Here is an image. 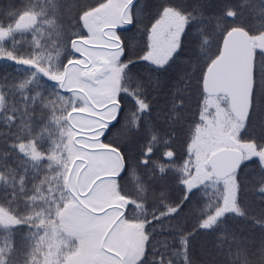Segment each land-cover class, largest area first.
<instances>
[{"label":"snow or ice","instance_id":"snow-or-ice-1","mask_svg":"<svg viewBox=\"0 0 264 264\" xmlns=\"http://www.w3.org/2000/svg\"><path fill=\"white\" fill-rule=\"evenodd\" d=\"M0 264H264V0H0Z\"/></svg>","mask_w":264,"mask_h":264}]
</instances>
